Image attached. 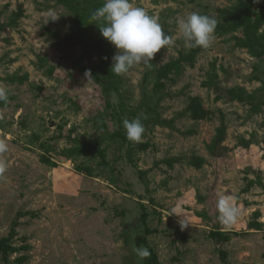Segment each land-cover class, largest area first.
<instances>
[{
	"label": "rangeland",
	"instance_id": "rangeland-1",
	"mask_svg": "<svg viewBox=\"0 0 264 264\" xmlns=\"http://www.w3.org/2000/svg\"><path fill=\"white\" fill-rule=\"evenodd\" d=\"M190 1L132 0L177 39L151 67L136 65L116 75L111 67L117 50L95 27L72 45L65 41L74 17L57 0H0V22L7 25L0 34V87L9 95L0 102V140L8 145L0 153L7 163L0 173V241L17 215L27 213L13 245L30 247L9 264L23 255L26 264H148L134 251L146 247L145 239L161 264H223L222 250L229 264H264V58L237 46L240 33L215 30L193 68L155 88L156 71L190 49L176 19L191 12L218 19L239 2ZM21 5L25 15L13 25ZM260 8L264 2L255 10ZM49 9L57 20L43 15ZM211 72L224 87L256 94L259 110L217 100L219 92L204 86ZM193 98L211 113L208 120L191 117ZM137 117L145 127L138 143L126 138L123 127L124 119ZM222 120L227 150L213 158L208 146ZM73 149L78 154L68 157ZM196 159L205 160L201 169L191 165ZM221 194L240 209L232 227L218 220ZM257 213L259 231L249 229ZM183 219L188 227L182 230ZM212 231L231 234V241L210 239Z\"/></svg>",
	"mask_w": 264,
	"mask_h": 264
},
{
	"label": "trees",
	"instance_id": "trees-1",
	"mask_svg": "<svg viewBox=\"0 0 264 264\" xmlns=\"http://www.w3.org/2000/svg\"><path fill=\"white\" fill-rule=\"evenodd\" d=\"M59 4L67 8L74 17V24L71 27L70 34L65 38L68 44H73L74 39L80 37L93 27H95L101 34L99 27L100 22L90 20V15L93 11L103 6L104 2L101 0H57ZM190 2L196 3L197 0H191ZM264 0H239L238 4L230 9L220 11L219 18L217 20L216 32L220 34H237L240 33L241 37H235L236 44L239 48L245 49L255 59L264 58V32L261 31L264 26V8H260V11H256V7H260ZM25 15V10L21 5L19 11L14 14V24ZM95 23V24H93ZM7 28L5 23L0 22V34ZM203 48L196 47L190 48L188 52L180 55L179 58L172 60L166 65L162 66L156 71L155 75V88L162 89L164 81L170 79L171 76L180 75L186 67L193 68L196 64L197 58L202 52ZM174 80V79H171ZM205 87L213 88L219 92V99H226L229 102H239L247 104L252 107L253 111H257L260 108V101L256 94L249 93L247 90L234 87H224L222 82L219 81V77L215 72L208 74L207 82L204 83ZM107 90H111L107 87ZM187 111L191 114L194 120H208L211 117V113L207 111L200 98H193L188 106ZM227 125L222 120L220 128L217 129L216 136L208 146V151L213 158H220L223 156V151L227 150L223 146L226 140ZM142 151L148 150V146L140 145ZM77 149L67 151L68 157H74L78 154ZM104 152H101L103 155ZM42 162L51 167H57V165L50 160L42 159ZM175 160L167 161L172 166ZM101 165H106L102 162ZM191 165L196 169H201L205 165L204 159H196L191 162ZM254 184V181L249 182V186ZM249 189H247V192ZM27 213H20L17 215L16 220L13 222L9 235L0 241V264H9L10 257L18 253H28L30 247L27 242L20 248L13 245V242L17 236V228L19 227L20 219L27 216ZM254 222L249 224V229L261 230L262 224L258 222L260 213H257ZM148 216L144 213L141 217V221L146 223ZM149 231L147 230V233ZM209 238L219 243H228L231 241V234L221 231H212L209 234ZM145 246L149 249L151 255L146 258L148 264H161L157 255L149 247L147 240L144 241ZM220 259L223 264H229L228 253L226 251H220ZM29 261L27 255L18 257L13 264H26Z\"/></svg>",
	"mask_w": 264,
	"mask_h": 264
},
{
	"label": "clouds",
	"instance_id": "clouds-1",
	"mask_svg": "<svg viewBox=\"0 0 264 264\" xmlns=\"http://www.w3.org/2000/svg\"><path fill=\"white\" fill-rule=\"evenodd\" d=\"M259 2V0H257ZM50 21L58 19L54 9L43 13ZM90 20L100 22L99 30L103 38L110 42L117 50L112 57L111 72L116 75L126 74L136 65L152 66V61L161 49L174 45L177 37L163 31L157 15H151L132 0H105L102 7L93 11ZM95 24V23H93ZM177 32L183 38L186 48H208L214 41L217 20L215 17L191 12L176 19ZM96 25V24H95ZM264 31V29H261ZM88 80L91 72L85 73ZM8 91L0 87V102L7 103ZM123 127L126 138L131 142H140L145 127L139 117L132 120L124 119ZM8 150L6 141L0 140V153ZM7 168V163L0 160V173ZM216 208L218 220L225 227H232L238 223L240 209L230 195H219ZM181 229H185L184 219L180 221ZM136 256L143 260L151 253L147 247L139 246L134 249Z\"/></svg>",
	"mask_w": 264,
	"mask_h": 264
}]
</instances>
